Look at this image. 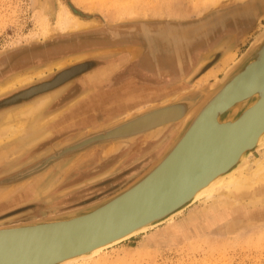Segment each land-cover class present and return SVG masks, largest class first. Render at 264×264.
Returning <instances> with one entry per match:
<instances>
[{
	"label": "rangeland",
	"instance_id": "374dc122",
	"mask_svg": "<svg viewBox=\"0 0 264 264\" xmlns=\"http://www.w3.org/2000/svg\"><path fill=\"white\" fill-rule=\"evenodd\" d=\"M54 1L53 7L50 0H0V84L23 75L34 77L0 94V102L50 81L74 65L99 60L96 51L101 48L126 43L127 39L147 44L148 33L153 34L149 43L163 44L157 31L165 27L173 40L175 32L184 37L177 29L199 31L195 36L198 49L214 51L221 57L214 62V58L208 59L206 65H212L203 78L200 73L204 67L198 66V80L190 90L183 88L179 92L177 84H171L176 89L172 98L151 100L139 107L97 109V117L88 120L73 114L85 99L76 82L69 83L60 95L44 91L1 107L0 115L11 113L7 124L24 126L21 133L6 136L0 143V151L5 152L0 158V227L67 217L125 189L164 153L179 125L166 127L160 138L151 134L146 138L102 141L83 149L70 148L180 97L200 100L264 28L260 19L264 0L255 6V27L240 30L229 24L202 30L200 27L207 26L221 11L247 0ZM63 6L73 18L74 23L68 26L61 17ZM81 21L87 24L81 25ZM45 70L46 74L36 76ZM56 83H45L38 89ZM37 104L36 117L31 119L26 111ZM90 112L95 113L93 108ZM254 154L258 156V152ZM211 204L212 201L199 200L170 221L104 250L84 264H264V229L259 226L262 220L250 221L239 202L228 205L225 211H209ZM249 208L253 213H264V205ZM193 216H197L196 221L190 220ZM225 218L232 223L227 224ZM179 225L187 229L186 237Z\"/></svg>",
	"mask_w": 264,
	"mask_h": 264
},
{
	"label": "water",
	"instance_id": "95a60500",
	"mask_svg": "<svg viewBox=\"0 0 264 264\" xmlns=\"http://www.w3.org/2000/svg\"><path fill=\"white\" fill-rule=\"evenodd\" d=\"M50 2L54 7L55 1ZM260 19L264 21V11ZM82 69L73 68L57 77L55 82L60 79L58 83H61ZM261 70L264 71V28L224 75L208 87L200 100L180 97L70 148L83 149L98 142L131 138L151 130L163 132L166 127L180 121L177 134L164 153L112 197L67 217L0 227V264H59L120 241L147 226L152 225L148 230L158 227L169 221L171 215L176 216L199 201L194 200L199 189L220 173L231 169L241 152H254L257 139L264 132V79L259 87L238 95L219 109L214 106ZM42 85L13 96L7 103L52 88L38 89ZM255 93L256 96L251 98ZM247 98L246 102L231 108L237 101ZM172 109H177L179 114L149 120L162 111ZM209 111L210 116L214 113L210 124L216 138L211 142H198L199 125ZM249 126L252 127V133L243 139L236 153L227 158L223 165L210 167L209 156L205 155V151L221 148L225 135L231 136L238 127Z\"/></svg>",
	"mask_w": 264,
	"mask_h": 264
},
{
	"label": "crops",
	"instance_id": "0c3cea01",
	"mask_svg": "<svg viewBox=\"0 0 264 264\" xmlns=\"http://www.w3.org/2000/svg\"><path fill=\"white\" fill-rule=\"evenodd\" d=\"M167 36L170 39V35ZM178 36L173 41L176 45L181 44L184 39L181 35ZM96 54H98L96 57L101 61L100 64H97L92 70L86 71L79 78L82 98H85L82 103H78L75 109L76 113H73L79 119L88 120V117H97V109L101 108H114L115 106L116 109H125L131 106L146 105L151 100L163 101L169 99L170 95L174 96L175 88H178L179 92L183 88L190 90L192 86H196L198 66H205L208 59H211L207 50L198 49L196 39H189L188 46H182L179 49L167 50V48L155 47L151 44L148 46L133 44L132 47H127L125 50H115L111 47L101 48L96 51ZM198 57L201 59L200 63H198ZM207 72L208 70L201 77L203 78ZM192 77L195 78V82H192ZM59 80L57 81L59 82ZM171 84H177V86L174 88L169 86ZM178 84L185 85L181 87ZM189 98L194 100L192 97ZM91 108L95 113L90 112ZM121 116L117 118L119 119ZM151 134L153 136L157 134L156 138H160L158 130H151L137 136L144 138L145 135L149 137ZM138 141L141 142V140ZM109 142L111 141L109 140Z\"/></svg>",
	"mask_w": 264,
	"mask_h": 264
},
{
	"label": "bare ground",
	"instance_id": "6f19581e",
	"mask_svg": "<svg viewBox=\"0 0 264 264\" xmlns=\"http://www.w3.org/2000/svg\"><path fill=\"white\" fill-rule=\"evenodd\" d=\"M61 17L63 18L64 22L66 23V26H68L71 22H73L72 21L73 18L69 13L68 8H66L64 6L62 8ZM80 24L86 25L87 23H84L81 21ZM57 52H59V51H57ZM57 68H58V66H57ZM51 70H52V68L49 69L48 71H51ZM46 72L47 71L45 70V71L41 72L40 74L39 73L36 74V76H43L44 74H46ZM32 79H34V77L32 75L31 76L30 75H23V76L17 77L16 79H14L13 81H11L10 83H8L6 85L0 84V94L5 93L6 91L10 90L11 88L23 86V85L29 83L30 81H32ZM263 79H264V71L261 70L259 72V74H257L254 78H251V79L249 78L248 80H246L245 83H243L242 85H239L236 90H233L232 92H230L223 100H221L219 103L215 104L214 105L215 108L219 109L221 106H224L225 104H227L232 99H235L238 95H241V94H243V93L247 92L248 90H251L255 87H259V85L263 81ZM150 89H152V88H150ZM8 94H10V93H8ZM148 96H149V94H148ZM255 96H256V93L251 95V98L255 97ZM247 100H248V98L237 101V103H235V105H233V107H231V108H234L237 105L246 102ZM36 108L37 109L39 108L38 104H37V107L31 106L28 109V111H26V112H28L27 114L31 119L36 117V114H35L37 112ZM114 108H116V107L114 106ZM26 112H24V114H26ZM210 113L211 112L209 111L206 114L205 118L203 119V121L199 125L200 131H199V135H198V139H199L198 142L199 141L211 142L212 139L216 138L213 135V132L211 130L212 125L210 124V118L211 119L213 118L214 113L211 116H210ZM178 114H179V112L177 109L165 110V111H162L161 113H159L158 115L156 114L154 117H151V119H149V120H159V118H169V117H173V116L175 117ZM1 116L2 115H0V125L2 123H6V125L0 126V143L2 142V139L6 136H11V135L21 133V131H22L21 128L24 126V124H22L21 126L14 125L11 123L7 124L9 121H11V113H7L5 116H2V117ZM179 122H177V125H179ZM15 124H17V123H15ZM166 132H168V131H166ZM228 132H230V131H228ZM251 133H252V127L249 126V127H245V128H243V127L239 128L238 127L236 131L231 133L232 134L231 136H229L230 134L228 136L225 135L223 137L224 139L222 141L223 144L221 145V148L215 149V150L208 149L207 151H205V155L207 154L209 156V166L216 168L217 166L223 165V162L227 158L233 156V154L236 153V151L238 150L239 146L241 145L243 139L246 137H249ZM23 134L24 133H22V136H23ZM224 134H227V133H224ZM30 139H31V137L27 140H30ZM226 145H227V150H225ZM253 149L255 150L254 152H258L257 157L255 156L254 152H251V151H250L251 152L250 154L248 152H243V153L241 152L237 163L231 169H229L223 173H220L219 175L214 177L207 185H205L204 187L199 189V191L195 195L194 200H197V199L202 200L203 199L204 202L205 201H212V204L209 206V211L210 210L215 211V210H219V209H222L225 211L227 209L228 205H231L232 203L236 204V202H239V203L243 204L242 205L243 206L242 208L244 209V210H242V211H244L243 214L244 215L249 214L248 219H250V221H252V222L254 220H256L255 222H259L262 220V222L259 226L264 229V213H263V215L261 213L259 214L258 212L253 213V211L251 212V208H249V205H251L253 207L264 205V132L259 135L257 142H256V145ZM216 150H219V151L214 156ZM4 156H5L4 150L0 151V158L2 159ZM182 184H183V182H182ZM259 210H261V209H259ZM174 217L175 216L173 214L169 217V219L171 220ZM196 218H197V216L196 217L193 216V218H191L190 220L196 221ZM225 220H228L227 224L232 223V220H230L229 218L228 219L225 218ZM181 223H183V222H181ZM187 223H189V222H187ZM150 227H152V225L147 226V227L135 232L131 236H128V237H126L120 241L115 242V243H119V242H121L125 239H128L134 235H137L139 233H142V232L144 233L146 231H149L148 228H150ZM178 227L183 229V231H181V232L184 233V236L186 237L187 229L185 228V226L183 227V226L179 225ZM228 227H230V226H228ZM254 227L257 228V226H254ZM260 227H259V230H260ZM181 232H179V233H181ZM115 243L110 244L108 246L97 248V249H95L89 253L83 254V255H79V256H76L73 258H69V259H67V260H65L59 264H84L86 262H90L96 256L100 255L105 249L111 247Z\"/></svg>",
	"mask_w": 264,
	"mask_h": 264
},
{
	"label": "flooded vegetation",
	"instance_id": "af4514ba",
	"mask_svg": "<svg viewBox=\"0 0 264 264\" xmlns=\"http://www.w3.org/2000/svg\"><path fill=\"white\" fill-rule=\"evenodd\" d=\"M260 5H262L261 0H247V1H242V2L236 3V4L232 5L231 7L225 9L224 11H221V13H219L218 15H216L213 18V21H211L207 26L203 25V27H200V29L202 30V29L210 27V26L211 27L212 26L217 27L220 24H221V26L223 24H226V25L229 24V26L232 25L231 27H236L239 30H240V28H243V27L244 28H248V27H252L253 28V27H255V23L258 20L256 15H255V13H254V9H255V6H260ZM167 28L168 27H165V28L159 29L157 31V35H159L161 40L165 41L164 43H166V44H164V43L162 44L161 43L159 45H156V44H153V43H149L150 37H152L150 35H153V34L152 33L151 34L148 33L146 35V37H149L147 44L144 42V40L141 41V40H137L136 39V42L133 43V41H135V40L127 39L126 43H122V44L118 43V44H115V45H113L111 47H119V50H125L127 47H132L133 44L134 45L143 44V45H146V46L151 44V45H154L155 47L159 46L161 48H167V50L168 49H179L182 46H188L189 39L190 40L196 39L195 36H197L198 32H199V31L193 30V28L177 29L180 33H183L184 39L182 40L181 44L176 45V43L173 42L175 39L173 40V39H169L168 38V36L166 34L167 32H165V30ZM173 34L176 37L178 36V33H176V32L173 33ZM168 35H170V34H168ZM232 41H233V39H232ZM208 54L211 55L210 58H214L213 62L216 59H218L219 57H221L220 54H218V53L216 54L214 51L213 52L209 51ZM100 62H101L100 60L84 62V63H80V64H77V65H74V66L70 67L69 69H65V70L61 71L53 79H51L50 81L44 82L42 84L54 83L56 78L59 77L61 74L65 73V72H67L69 70H72L73 68H76V67H83V69L79 73H77L76 75H73V76L69 77L65 81H62L61 83L54 84L52 86V88H49L48 90H46L47 91L46 93H57L58 95H60L61 92L66 90V86L69 85V83H71V82H76L77 87L80 88L81 86H79V78L86 71H89V70H92L93 68H95V66L97 64H100ZM211 65L203 66L204 69L201 71L200 75L204 74L209 69V67H211ZM196 78H198V77H196ZM42 84H40V85H42ZM40 85H36V86H40ZM36 86H33V87H36ZM37 94H39V93H37ZM8 100L9 99H6V100L0 102V109H1V107H5V105L13 104V103H7ZM81 142H83V141H81ZM81 142H79V143H81Z\"/></svg>",
	"mask_w": 264,
	"mask_h": 264
}]
</instances>
